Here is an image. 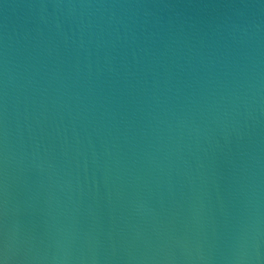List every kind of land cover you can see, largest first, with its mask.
I'll use <instances>...</instances> for the list:
<instances>
[{
  "label": "water",
  "instance_id": "1",
  "mask_svg": "<svg viewBox=\"0 0 264 264\" xmlns=\"http://www.w3.org/2000/svg\"><path fill=\"white\" fill-rule=\"evenodd\" d=\"M0 264H264V0H0Z\"/></svg>",
  "mask_w": 264,
  "mask_h": 264
}]
</instances>
